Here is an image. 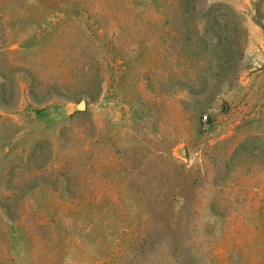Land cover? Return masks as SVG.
Listing matches in <instances>:
<instances>
[{
    "label": "rangeland",
    "instance_id": "1",
    "mask_svg": "<svg viewBox=\"0 0 264 264\" xmlns=\"http://www.w3.org/2000/svg\"><path fill=\"white\" fill-rule=\"evenodd\" d=\"M178 1L0 0V264H264V0Z\"/></svg>",
    "mask_w": 264,
    "mask_h": 264
},
{
    "label": "trees",
    "instance_id": "2",
    "mask_svg": "<svg viewBox=\"0 0 264 264\" xmlns=\"http://www.w3.org/2000/svg\"><path fill=\"white\" fill-rule=\"evenodd\" d=\"M178 2L181 12L186 20L194 15L198 0H179ZM206 119H208V116H206Z\"/></svg>",
    "mask_w": 264,
    "mask_h": 264
},
{
    "label": "water",
    "instance_id": "3",
    "mask_svg": "<svg viewBox=\"0 0 264 264\" xmlns=\"http://www.w3.org/2000/svg\"><path fill=\"white\" fill-rule=\"evenodd\" d=\"M80 108H81V109H84V108H85V104H84V103L81 104Z\"/></svg>",
    "mask_w": 264,
    "mask_h": 264
}]
</instances>
